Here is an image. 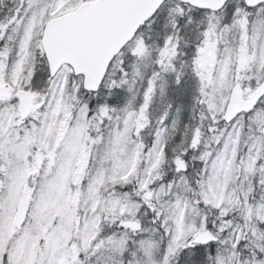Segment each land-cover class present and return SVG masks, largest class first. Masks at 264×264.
<instances>
[{"label":"snow or ice","instance_id":"snow-or-ice-1","mask_svg":"<svg viewBox=\"0 0 264 264\" xmlns=\"http://www.w3.org/2000/svg\"><path fill=\"white\" fill-rule=\"evenodd\" d=\"M0 264H264V0H0Z\"/></svg>","mask_w":264,"mask_h":264}]
</instances>
